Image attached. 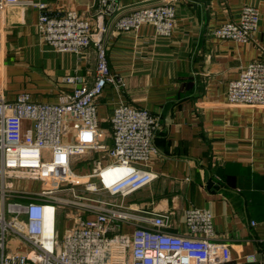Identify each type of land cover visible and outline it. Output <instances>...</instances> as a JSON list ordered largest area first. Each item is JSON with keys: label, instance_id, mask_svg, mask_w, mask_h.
Here are the masks:
<instances>
[{"label": "built area", "instance_id": "1", "mask_svg": "<svg viewBox=\"0 0 264 264\" xmlns=\"http://www.w3.org/2000/svg\"><path fill=\"white\" fill-rule=\"evenodd\" d=\"M178 1L160 0L119 15L121 0H98L95 32L76 9L55 13L39 0H0V14L21 3L37 8V27L55 51L82 55L94 45L97 56L93 81L76 87L58 103L33 101L27 92L10 100L0 76V264L231 261L229 245L216 240L211 209L190 205L184 215L187 231L179 233L170 230L171 212H151L125 203L126 197L158 177L139 165L147 166L159 153L154 138L161 129L160 117L122 102L110 118V132L98 119L97 100L106 87L123 90L126 86L107 58L104 37L111 25L117 32H139L149 25L156 35L170 37L177 26ZM260 20L255 6L244 5L237 19L213 28L212 34L258 44ZM65 81L74 83L78 77L66 76ZM228 103L264 107V60L250 62L230 82ZM94 152L99 156L89 172L76 168L81 158ZM111 173L120 174L109 178ZM22 181L28 185L20 186ZM61 212L67 223L62 234Z\"/></svg>", "mask_w": 264, "mask_h": 264}, {"label": "crops", "instance_id": "2", "mask_svg": "<svg viewBox=\"0 0 264 264\" xmlns=\"http://www.w3.org/2000/svg\"><path fill=\"white\" fill-rule=\"evenodd\" d=\"M39 1L55 13L76 9L98 30V0ZM159 2L121 0L119 15ZM244 5L261 14L258 44L215 37L212 29L237 19ZM38 17L39 10L24 3L0 14V76L10 100L27 92L33 101L62 102L93 81L95 47L82 55L55 51L44 42ZM104 40L110 68L126 86L109 85L98 98L102 128L111 131L110 118L122 102L147 108L161 120L154 138L159 153L147 166L139 165L158 177L125 203L171 212L170 230L179 233L187 231L190 205L209 208L216 240L231 249L227 264H264V107L228 103L230 82L250 62L264 60V0H179L172 36H158L149 25L139 32H117L111 25ZM66 76L78 81L67 82ZM107 142L112 144L111 136ZM98 156L81 158L76 168L89 172ZM58 222L67 224L64 212Z\"/></svg>", "mask_w": 264, "mask_h": 264}, {"label": "rangeland", "instance_id": "3", "mask_svg": "<svg viewBox=\"0 0 264 264\" xmlns=\"http://www.w3.org/2000/svg\"><path fill=\"white\" fill-rule=\"evenodd\" d=\"M103 128H104V126H103ZM82 166V165H81ZM83 167V166H82ZM39 184V183H38ZM28 185V183L27 182H24V181H22V183L20 184V186H27ZM107 199V198H106ZM63 224H59L58 225V228H59V230H60V233L62 234V232H63Z\"/></svg>", "mask_w": 264, "mask_h": 264}]
</instances>
